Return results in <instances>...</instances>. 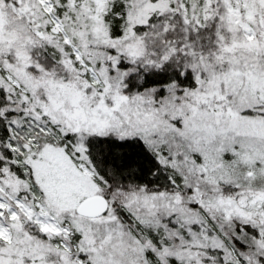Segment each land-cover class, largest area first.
Here are the masks:
<instances>
[{
	"label": "snow or ice",
	"instance_id": "1",
	"mask_svg": "<svg viewBox=\"0 0 264 264\" xmlns=\"http://www.w3.org/2000/svg\"><path fill=\"white\" fill-rule=\"evenodd\" d=\"M0 264H264V0H0Z\"/></svg>",
	"mask_w": 264,
	"mask_h": 264
}]
</instances>
